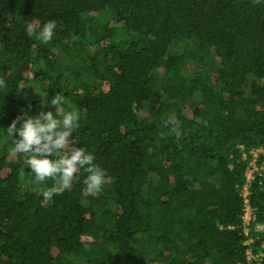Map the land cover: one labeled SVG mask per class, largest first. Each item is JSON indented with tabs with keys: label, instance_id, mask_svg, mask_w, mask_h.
Listing matches in <instances>:
<instances>
[{
	"label": "trees",
	"instance_id": "16d2710c",
	"mask_svg": "<svg viewBox=\"0 0 264 264\" xmlns=\"http://www.w3.org/2000/svg\"><path fill=\"white\" fill-rule=\"evenodd\" d=\"M261 150L264 0H0V264H264Z\"/></svg>",
	"mask_w": 264,
	"mask_h": 264
},
{
	"label": "built area",
	"instance_id": "2783aa9c",
	"mask_svg": "<svg viewBox=\"0 0 264 264\" xmlns=\"http://www.w3.org/2000/svg\"><path fill=\"white\" fill-rule=\"evenodd\" d=\"M259 152L264 153V151H262V150L254 152L255 158H254V160H253V162L251 163V166H250V167L253 168V172L254 171H258V168L255 165V159H256V157H257ZM262 169H263V167H262ZM253 172H252V177L251 178L248 177L249 181L252 180V178H253ZM248 186L249 185L244 186V188L242 190V195H243V198H244V207H245V212H244V215L242 217V221H243V228H244V234L245 235L249 234V226H250V223L254 219L253 209H252V207L250 205V200H249V187ZM259 228L261 230H264L263 226L259 227ZM247 244H248V242H247ZM247 253H248L249 264H255L254 263L255 261H259L258 260V256L253 255L251 249H249Z\"/></svg>",
	"mask_w": 264,
	"mask_h": 264
},
{
	"label": "rangeland",
	"instance_id": "374dc122",
	"mask_svg": "<svg viewBox=\"0 0 264 264\" xmlns=\"http://www.w3.org/2000/svg\"><path fill=\"white\" fill-rule=\"evenodd\" d=\"M252 172H253V168L251 167L250 170H249V172H248V174H247V176H248L249 178L252 177Z\"/></svg>",
	"mask_w": 264,
	"mask_h": 264
}]
</instances>
